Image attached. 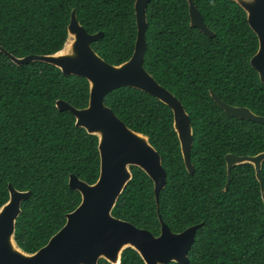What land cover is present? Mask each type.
<instances>
[{"label":"trees","instance_id":"obj_1","mask_svg":"<svg viewBox=\"0 0 264 264\" xmlns=\"http://www.w3.org/2000/svg\"><path fill=\"white\" fill-rule=\"evenodd\" d=\"M135 0H0V46L16 57L52 54L63 48L72 9L106 62L119 64L133 51ZM214 36L189 24L186 0H150L146 7L143 66L182 103L192 127L189 174L172 125L171 109L131 87L108 92L103 101L133 131L147 135L166 172L159 214L173 232L200 224L187 264H264V202L251 164L231 168L226 153L264 151V123L227 115L210 97L264 116V83L250 66L258 40L245 12L232 0H193ZM85 78L65 75L40 61L16 65L0 51V206L7 185L30 191L16 219L14 240L31 253L46 244L80 201L70 174L91 184L99 174L97 137L76 127L56 99L87 105ZM132 177L111 214L152 234L160 232L151 179L131 166ZM261 180L264 192V161ZM97 264H110L100 259ZM119 264H144L125 248ZM168 264H179L170 262Z\"/></svg>","mask_w":264,"mask_h":264},{"label":"water","instance_id":"obj_2","mask_svg":"<svg viewBox=\"0 0 264 264\" xmlns=\"http://www.w3.org/2000/svg\"><path fill=\"white\" fill-rule=\"evenodd\" d=\"M150 0H135L134 13L136 37L131 56L119 63L111 64L100 57L92 42L102 37L103 32L88 33L80 24L74 9L67 24V38L63 48L52 54H28L16 57L0 46L13 63L20 65L40 61L58 68L65 75L83 77L88 82L87 105L77 108L62 99H56L59 111L67 110L74 117L76 127L97 137L99 174L95 182L88 184L70 174L68 185L80 194L78 205L65 215L62 227L39 249L28 253L17 246L14 240L15 222L21 213V204L29 198L30 191H19L8 183V199L0 206V264H97L100 259L110 264H119L125 248L135 250L144 264H187L188 250L200 224L173 232L159 214V193L165 187L166 172L161 156L150 144L147 135L130 129L105 105L104 96L119 87H131L145 92L172 111V125L176 133L184 167L193 174L190 161L193 142L190 118L182 103L171 92L160 85L144 68L147 27L146 7ZM188 3L189 24L207 36H214L204 23L193 0ZM246 15V21L258 40L256 52L250 58V66L264 83V0H232ZM212 100L229 116L264 123V116L249 108L225 103L214 92ZM227 188L231 179V168L248 163L254 168L264 202L261 166L264 151L255 155L226 153ZM141 169L152 181L160 232L152 234L145 228L119 219L111 211L132 177L130 167Z\"/></svg>","mask_w":264,"mask_h":264}]
</instances>
